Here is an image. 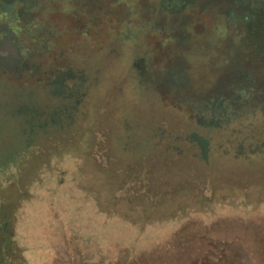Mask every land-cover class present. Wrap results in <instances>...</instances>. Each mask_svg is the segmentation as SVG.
Wrapping results in <instances>:
<instances>
[{
  "label": "rangeland",
  "instance_id": "rangeland-1",
  "mask_svg": "<svg viewBox=\"0 0 264 264\" xmlns=\"http://www.w3.org/2000/svg\"><path fill=\"white\" fill-rule=\"evenodd\" d=\"M26 1L13 0L16 16L31 6L23 45L70 56L82 81L68 96L30 77L0 87V155L15 132L41 141L0 175V264H264V86L219 121L211 106L235 60L264 79L259 21L224 19L223 33L231 0H170L153 11L166 34L136 43L120 41L125 22L149 27L156 0ZM2 20L10 71L20 53ZM197 97L203 113L186 104Z\"/></svg>",
  "mask_w": 264,
  "mask_h": 264
},
{
  "label": "trees",
  "instance_id": "trees-1",
  "mask_svg": "<svg viewBox=\"0 0 264 264\" xmlns=\"http://www.w3.org/2000/svg\"><path fill=\"white\" fill-rule=\"evenodd\" d=\"M26 2L29 4H33V3L35 4L34 0H27ZM231 2H232L231 3L232 9H230V11H228L227 14L224 15V18L220 20L219 27L222 28V30L224 31L223 33H226V29L223 25L224 19H227L231 22L232 29H233V26L244 24V23L247 24L246 26H249V24L253 25L251 23L254 22L255 19H257L261 27L260 31L257 33V31L255 32L254 30H249V32L259 34L258 43L259 45H262V48L264 50V3L261 4L260 0H259V3H254L253 0H231ZM241 2L243 4L244 2H246L249 6L245 5L244 7H242ZM170 4H171L170 0H156L154 2V7L150 8L152 12L149 9L148 10L142 9L141 11H145V13L147 14L145 19H146V22L149 23V27L144 29L143 27L139 26L138 23L132 24L129 22H125V23H128L130 26H129V29H126L124 31L123 37H120V41H122L123 39H133L137 43V42H140L142 37L147 36V35H150L154 37L156 40H159L161 37H163L166 34L165 33L166 25H164L163 21L158 19L156 15H155L156 17L154 16L153 11L154 12L157 10L158 12L173 11V6H170ZM13 8H14L13 0H7V1L0 0V20L3 19L2 21L4 22L3 24L5 26L6 32L10 33L13 36V40L19 49L20 61L16 65L22 66L24 64L25 65L29 64L30 66L29 68L25 70L19 69V71L17 69L18 66L14 70H10V71L9 69H6L5 67H0L1 90L8 89L9 87L8 82H7L9 81L8 79H11V78L16 79V80L19 79L25 85L26 84L29 85L28 82L30 81V79H28V77H30L32 79L35 78L33 79V81L37 85L47 82L51 88H53L54 90L58 92L65 93L66 96H68L69 94H72L75 91V89H77L80 86L81 81H82L80 79L79 74L76 73L78 66L75 64L71 65L69 62L65 61V60H71L70 56H69L70 59L63 58L62 62H65V63L63 66H59L58 61H60V59L63 56L65 57L63 53L59 54L58 52L56 55H53L52 57L51 56L46 57L48 54L44 53L43 50H41L43 48L35 49L34 47H31V45L29 46L23 45V42L21 40V34L25 33V29L23 28L24 27L23 25H25L30 20V18L33 16L32 13L30 12L31 6L22 9V11L17 13V16L14 15ZM147 11L149 12V14ZM143 16L144 14L142 15V17ZM183 23H184L183 21H180V24H183ZM93 24L95 23H88L86 28L90 30L91 28H93L92 27ZM135 25H138V26H135ZM131 28H136L135 32H132ZM220 35L222 34L220 33ZM115 45L117 44L115 43ZM44 48H48V47H44ZM31 52L34 53V57L29 59L28 55L31 54ZM38 53L42 54V58H41L40 63L35 64L33 59L37 57ZM263 54H264V51H263ZM58 55H61V57L58 58ZM263 59H264V56H263ZM42 60H49V62L47 64L42 65L43 64ZM68 63L70 64L69 66L67 65ZM231 65L232 66L230 69L232 71L227 72V73H235L236 78L233 79V82L232 81L228 82V86H227L228 92L213 93V95H216V96L211 106H212L215 120H218V121L222 119L221 116L223 115L222 113L224 110L229 112L230 109L234 106V105L231 106L229 104V102L232 101L230 100L231 97L233 98V96L237 94L238 96H240V98H242L241 92L242 90H244L243 88H246V89L250 88L252 89V92L254 93L253 90L260 89L261 85L264 86V79H262L259 84L253 83L254 78L252 75L255 71L254 69H251L250 67L248 68L244 67V69H246L245 71L243 69H239L241 66V62L238 60H235V62H232ZM140 68L141 69H137L135 72L138 73L142 71V67ZM178 72H174L173 75L178 74ZM23 74L26 75V77ZM8 75L11 76V78ZM225 85H227V82ZM263 96L264 94L261 97ZM199 98L200 97L188 98L186 101V104H188L189 107H194L198 109L199 112L203 113L204 105L202 104L201 101H199ZM242 99L240 102H237L238 105L236 107L241 106V104L243 103ZM255 100L257 99L256 98L254 100L252 99L249 102H254ZM236 107L234 106V109ZM18 111L24 113V112H27V109L20 108L18 109ZM1 118H3V116L1 115V112H0V125H2ZM43 132L46 133V130H43ZM7 133L8 132H6L3 129V127L0 126V138H2ZM201 139L205 143V140L203 139V137ZM40 143L41 141H38L37 139H35L34 131L33 133L31 131H28L21 136L20 134H16L15 132V134H13V138H11L10 141L8 142V146L6 148L7 151H5L7 152L6 159L3 158L4 154H2L3 156L0 155L1 157L0 158V175L5 173L11 167L19 165L28 153H30L35 147H40L41 145ZM0 154H1V150H0Z\"/></svg>",
  "mask_w": 264,
  "mask_h": 264
}]
</instances>
